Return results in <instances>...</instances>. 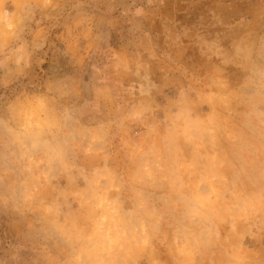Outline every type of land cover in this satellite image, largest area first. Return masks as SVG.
Segmentation results:
<instances>
[{
	"label": "clouds",
	"instance_id": "clouds-1",
	"mask_svg": "<svg viewBox=\"0 0 264 264\" xmlns=\"http://www.w3.org/2000/svg\"><path fill=\"white\" fill-rule=\"evenodd\" d=\"M0 264H264V0H0Z\"/></svg>",
	"mask_w": 264,
	"mask_h": 264
},
{
	"label": "rangeland",
	"instance_id": "rangeland-1",
	"mask_svg": "<svg viewBox=\"0 0 264 264\" xmlns=\"http://www.w3.org/2000/svg\"><path fill=\"white\" fill-rule=\"evenodd\" d=\"M138 14L139 12H137V15ZM206 49H207V54L211 56H217L225 60L227 59L228 54L216 44L208 43L206 44Z\"/></svg>",
	"mask_w": 264,
	"mask_h": 264
}]
</instances>
